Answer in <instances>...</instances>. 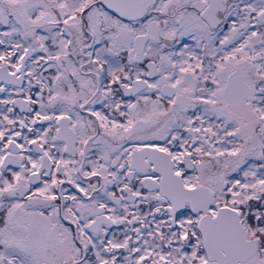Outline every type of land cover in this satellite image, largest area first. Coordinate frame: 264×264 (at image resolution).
Listing matches in <instances>:
<instances>
[{
  "label": "snow or ice",
  "instance_id": "snow-or-ice-1",
  "mask_svg": "<svg viewBox=\"0 0 264 264\" xmlns=\"http://www.w3.org/2000/svg\"><path fill=\"white\" fill-rule=\"evenodd\" d=\"M0 264H264V0H0Z\"/></svg>",
  "mask_w": 264,
  "mask_h": 264
}]
</instances>
